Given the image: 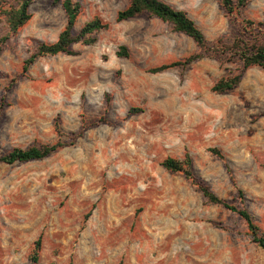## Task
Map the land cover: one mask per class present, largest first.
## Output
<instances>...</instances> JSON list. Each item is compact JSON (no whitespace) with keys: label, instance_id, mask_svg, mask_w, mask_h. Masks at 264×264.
Wrapping results in <instances>:
<instances>
[{"label":"rangeland","instance_id":"1","mask_svg":"<svg viewBox=\"0 0 264 264\" xmlns=\"http://www.w3.org/2000/svg\"><path fill=\"white\" fill-rule=\"evenodd\" d=\"M63 1L36 0L16 33L0 17V157L66 145L42 160L0 162V264H264L239 215L163 166L189 154L197 180L247 208L264 231V69L251 67L218 94L214 85L235 64L211 52L232 43L243 20L264 22V0L234 16L220 0H163L196 22L207 49L147 13L117 23L129 0H73L82 7L75 34L97 17L109 29L94 45L75 44V55L42 57L24 72L38 45L65 29ZM122 45L128 58L116 54ZM202 51L201 60L154 72Z\"/></svg>","mask_w":264,"mask_h":264},{"label":"trees","instance_id":"2","mask_svg":"<svg viewBox=\"0 0 264 264\" xmlns=\"http://www.w3.org/2000/svg\"><path fill=\"white\" fill-rule=\"evenodd\" d=\"M36 0H19L17 7H7L5 0H0V17L5 20L11 32L16 33L22 29L31 19V5ZM59 1V0H56ZM226 13L229 16H234L236 13L245 8L252 0H220ZM63 8L67 15V25L61 32L58 40L54 43H40L37 51L25 62L24 72H27L29 67L39 58L46 56H56L60 54L75 55L73 46L77 43L86 45H94L97 39L93 35L98 32L108 30L110 25L97 17L92 21L87 22L78 34H75L76 23L79 15L82 12V7L79 2L73 0H64ZM149 14L161 21L172 26L173 30L183 33L192 38L198 47L207 49V40L204 32L197 26L196 22L189 17L187 12L174 8L163 0H129V6L119 11L116 16L117 23L124 22L136 18L142 14ZM8 36L3 39V42L8 40ZM216 57L230 56V60L235 64V70L228 75L223 76L213 87V91L218 94H225L235 90L242 82L245 73L253 66H258L264 69V22L256 23L252 20H243L242 31L232 43H225L220 40L211 49ZM118 57H129L128 48L124 45L120 46L117 51ZM207 52L202 51L188 57L184 61H177L171 64L163 65L154 72H161L174 66H182L191 64L197 60H201L206 56ZM1 114V110H0ZM82 133L78 135L80 137ZM66 145L58 142L51 145H43L41 147L32 146L26 149L15 148L7 155L0 157V162L6 164L25 163L30 161L42 160L52 154L58 152ZM218 158L226 160L224 153L218 148L210 149ZM166 170L183 173L185 177L192 180L199 186L204 197L208 202L216 205H222L225 209L239 215L246 223L248 230L253 238V242L264 249V231L256 223L254 216L245 208L234 205L227 200L218 197L209 186L201 181H198L193 171V161L189 154L185 159L178 160L167 158L163 162ZM240 199L245 200L243 190L239 191ZM87 215L86 219L89 218ZM41 250V238L35 243L31 260L34 263L39 262V254Z\"/></svg>","mask_w":264,"mask_h":264}]
</instances>
